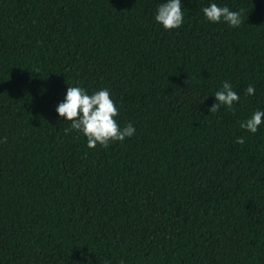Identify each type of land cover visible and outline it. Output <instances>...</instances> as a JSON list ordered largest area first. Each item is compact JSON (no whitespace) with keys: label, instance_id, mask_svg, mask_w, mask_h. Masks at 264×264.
Returning <instances> with one entry per match:
<instances>
[{"label":"trees","instance_id":"obj_1","mask_svg":"<svg viewBox=\"0 0 264 264\" xmlns=\"http://www.w3.org/2000/svg\"><path fill=\"white\" fill-rule=\"evenodd\" d=\"M161 2L0 0V264H264V124L240 128L264 110V0H182L169 31ZM225 81L239 102L209 111ZM68 86L107 88L135 134L66 133Z\"/></svg>","mask_w":264,"mask_h":264},{"label":"clouds","instance_id":"obj_2","mask_svg":"<svg viewBox=\"0 0 264 264\" xmlns=\"http://www.w3.org/2000/svg\"><path fill=\"white\" fill-rule=\"evenodd\" d=\"M202 13L206 21L214 24L223 22L230 28H236L242 23L240 12L230 10L227 6H218L216 3H209L203 7ZM154 21L165 31L180 28L184 22L182 0H162L155 10ZM246 94L254 95V86L249 85ZM213 96L216 102L209 109L212 112L218 111L221 106L232 109L240 100L239 95L227 81L222 82V87L215 91ZM55 111L64 123L70 124L65 132L74 130L83 135L89 149L97 145L107 148L111 142H123L126 138H131L136 131L132 123L123 127L117 123L115 117L118 115V109L107 88L89 94L82 87L68 86ZM262 124L264 110L257 109L240 123V128L255 134ZM235 143L243 145L244 137H237Z\"/></svg>","mask_w":264,"mask_h":264}]
</instances>
